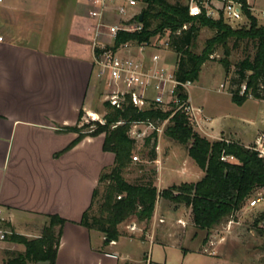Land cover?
<instances>
[{"label": "crops", "instance_id": "obj_1", "mask_svg": "<svg viewBox=\"0 0 264 264\" xmlns=\"http://www.w3.org/2000/svg\"><path fill=\"white\" fill-rule=\"evenodd\" d=\"M184 1L188 6L189 0ZM251 1L254 0H249V4ZM89 10L88 0H5L0 5V208L4 228L30 239L40 237L51 215L66 220L56 264H91L89 257L97 258L98 264H124L121 254L112 248L117 242L107 244L102 233L81 225L102 172L115 162L114 154L103 150L105 136L86 137L65 151L78 138L76 132L67 128L78 125L81 111H95L100 87L95 74ZM228 97L235 104L232 95ZM194 106L204 114L202 105ZM216 113L200 117L202 127L198 130L211 142L234 141L248 147L264 133L257 128L247 141L243 127L237 130L229 120L222 122L228 116L225 109ZM214 115H220L219 120H214ZM237 119L242 124L256 125L244 116ZM228 133L235 135L227 137ZM174 144L171 139L159 140V192L197 183L204 177L188 153L179 155L176 148L172 149ZM174 173L193 180L160 187L168 180L167 175ZM165 212H172L177 222H183L184 236L198 230L191 208L173 205L160 196L153 217L154 236L159 234L157 225ZM212 231H205L201 239L204 248ZM11 234L0 240V264L14 253L25 252L23 245L8 240ZM154 236L144 242L155 243ZM227 236H223V242L216 241L215 247L224 252V258L218 253H208L210 256L226 258L230 251ZM161 241L160 238L157 242Z\"/></svg>", "mask_w": 264, "mask_h": 264}, {"label": "trees", "instance_id": "obj_2", "mask_svg": "<svg viewBox=\"0 0 264 264\" xmlns=\"http://www.w3.org/2000/svg\"><path fill=\"white\" fill-rule=\"evenodd\" d=\"M249 25L233 28L222 17L212 20L206 16L191 17L188 6L180 1L171 3L169 0H146L144 10V28L140 33L123 34L116 42L117 45L129 40L139 43L150 41L151 38L164 37L169 34V48L177 54L176 77L180 82H196L203 66L211 61L212 55L223 47L224 58L219 62L229 75L232 64L230 43L236 49L241 43L247 42L255 47L254 56L247 55L238 63L236 77L232 79L229 93L235 104L242 106L250 98L264 101V26H260L252 13L247 0H237ZM189 25L184 30L183 26ZM207 27L215 31V35L207 40L204 51L198 55L191 50L196 44L201 29ZM233 86L236 89H233ZM246 91L242 94V88ZM182 98L187 95L179 88ZM109 113L106 125L97 123V128L91 133H85L82 128L75 126L67 128L78 134V138L65 151L74 148L86 137H98L105 134L103 150L114 154L115 162L110 170L102 172L99 185L95 189L89 209L84 213L81 225L89 230L98 231L110 241L118 242L122 235L119 227L135 217L139 223H145L146 229L151 226L158 198L161 196L175 204H184L191 208L193 223L196 228L211 231L225 219L235 216L245 207L246 201L255 191L264 189V158L249 147L234 141L226 140L211 142L194 131L188 115L182 112L174 114L175 108L163 110L161 108L148 111H138L128 105L125 110H117L105 103ZM80 113L79 122L83 116ZM166 136L182 145L188 146L190 158L204 172V177L197 183H184L159 192L155 178L144 175L137 182H128L124 178L125 171L133 163L136 141L129 136L130 123L151 120L163 122L169 119ZM125 122L112 128L116 122ZM158 136L152 134L145 138L140 152L142 160L155 162L157 160ZM223 155L235 157V162H223ZM141 171L144 168L140 169ZM101 186L104 187L100 197ZM98 198V213L94 207ZM66 220L58 215H51L49 223L44 226L40 237L29 239L12 232L8 240L25 247V252L14 253L8 257L5 264H39L48 262L56 264L57 253L62 237V228ZM256 224L263 225L264 212L256 220ZM146 241L145 239H141Z\"/></svg>", "mask_w": 264, "mask_h": 264}, {"label": "rangeland", "instance_id": "obj_3", "mask_svg": "<svg viewBox=\"0 0 264 264\" xmlns=\"http://www.w3.org/2000/svg\"><path fill=\"white\" fill-rule=\"evenodd\" d=\"M169 1L174 4L177 0ZM181 1L185 3L184 0ZM247 1L249 4V0ZM249 5L252 8V13L257 18L259 25L264 26V0H254L251 1ZM248 25L249 21L246 17H244L243 20L237 24H231V26L235 29ZM214 35V30L203 27L196 44L191 51L200 55L206 47L207 40L211 39ZM168 37L169 34H166L161 38L157 37L159 39L157 47L162 50V54L167 57V62L169 64L172 66H177V54L171 51L170 48H165L163 45L165 41H168ZM233 45V42H231L230 47L232 52L229 60L232 64V67L229 75L226 73L223 65L219 62L225 56L224 49L223 47H218V49L212 55V59L214 60L207 62L203 66L199 80L196 82V87L193 85L190 88V97L194 105H202L205 108L204 114L200 115L202 119L207 117L209 113H213L215 111L218 113L219 109H225V114H228V116H226L224 120L222 119V122L229 120L230 125L234 126L235 128L238 127L237 130L242 129L243 127L242 130L245 134V140L248 141V139H251V137L255 134L257 128H259L261 131H264V101L250 98L252 100H248L243 107H239L233 104L229 99V87L231 85L232 79L236 77V65L243 61L247 55L253 57L255 54V47L251 43L248 45L247 42H243L236 49L233 48ZM222 85L224 87H222ZM233 89H236V87L233 86ZM104 92L105 91L102 86L97 88L94 106L95 111H93L94 113L98 114L100 119H104L109 113L108 107L105 105L103 97ZM219 116L214 115V120H219ZM239 116H244L252 121H255L256 125H253L251 122L244 124L240 123V121L237 119ZM97 123H99L97 118H92L90 115L84 112L80 122L78 123V127L82 128L85 133H91L97 128ZM192 123L194 131L202 136L200 133L201 131L198 130L200 129L199 126H196L194 122ZM168 125H165L164 132L159 135L158 147L160 139H170L165 134ZM200 127H202L201 124ZM112 128L114 127L112 126ZM231 134L235 135V133H228L226 136L230 137ZM102 135L105 136V134ZM149 135H151V132L147 131L143 137H147ZM129 136L133 138L130 131ZM260 136H264V133H261ZM237 140H240L239 137ZM174 143L175 146H171L172 149L176 148L179 155L183 154L186 156L188 153V146L182 145L176 141H174ZM136 145L133 163L124 173V178L128 182L132 183L141 180L144 175L152 177L154 170L157 171L158 175V165L156 164V161L153 163L142 160L140 152L144 146V139L136 141ZM254 145L255 143L249 145L248 147H254ZM176 163L177 161H175L173 165L175 168ZM141 168H144V170L141 171ZM107 170H110V168ZM167 177L168 180H166L164 183H160V187L161 184L163 187H165L171 183H181L182 181L193 180L191 178L186 179L181 177L176 173L167 175ZM157 182L158 177L156 176L155 184H157ZM103 192L104 187L101 186L100 197H102ZM258 196H261L263 201L251 209L249 207L250 200ZM99 201L100 198H98L94 207L93 212L95 214L98 213ZM174 204L175 203H173V205ZM263 212L264 189H258L255 191V194L246 201L245 207L239 211L238 216L235 215L225 219L219 226H216L213 231L210 232V234H208V239H210V242L205 248L202 246L201 239L206 234V232L201 229H196L194 233L191 232V234L184 236L185 227L183 222H177L176 215L172 212L164 213V217L160 219L157 225L159 228V234H156L155 236L153 233V220L151 226L147 230L145 223H139L136 218L133 217L128 222L122 224L119 229L122 235L137 238L129 239L121 237L112 248L121 254V263L124 264H264V232L261 231V227H263V225L256 224V220ZM130 226H135V231L129 230ZM189 227L190 226L186 225V228ZM196 233L198 234L197 238L195 237ZM225 235H228L227 240L230 243V251L228 253L229 255L227 254L224 260L219 257L210 256L208 253H218L217 256L222 254L224 258V252H220L218 249L216 250L215 247L216 241H225L223 237ZM151 236H154V241H156L155 243H145L141 240L145 239L147 241ZM160 238L162 241L157 242L160 241ZM110 255L117 258V255L115 254ZM125 257L126 259H123ZM89 258L91 264H98L97 258ZM151 260L153 263H151ZM117 262L118 261H115V264H117Z\"/></svg>", "mask_w": 264, "mask_h": 264}, {"label": "built area", "instance_id": "obj_4", "mask_svg": "<svg viewBox=\"0 0 264 264\" xmlns=\"http://www.w3.org/2000/svg\"><path fill=\"white\" fill-rule=\"evenodd\" d=\"M90 5L89 17L93 21L90 32L93 36L94 67L96 79L104 88V101L117 110H125L128 105L138 111H148L161 108L170 110L175 108L174 114L182 112L188 115L190 122L200 127L202 110L191 102L190 88L193 82H180L176 77V66L167 62V57L157 47L159 39L153 37L150 41L139 43L129 40L120 45L116 42L123 34L140 33L144 24L139 20L147 7L146 0H88ZM5 0H0L3 5ZM189 15L191 17L206 16L212 20L222 17L230 25L239 23L245 17L242 6L237 0H189ZM189 25L183 26L188 29ZM3 38L0 37V41ZM165 48L169 49V41H165ZM222 87H224L222 85ZM179 88L184 89L187 97L182 98ZM246 86L242 88V94ZM92 118H97L101 125H106V118L90 112ZM169 119L163 122L151 120L131 122L130 133L135 141L145 140L148 132L159 135L164 132ZM125 122H116L113 127ZM193 125V123H192ZM195 126V127H196ZM229 142V141H227ZM264 158V136L257 138L254 147H249ZM223 162H235V157L223 155ZM263 201L258 196L249 202L254 208ZM3 211L0 208V240H5L10 231L4 228ZM135 226L129 230L135 231Z\"/></svg>", "mask_w": 264, "mask_h": 264}, {"label": "water", "instance_id": "obj_5", "mask_svg": "<svg viewBox=\"0 0 264 264\" xmlns=\"http://www.w3.org/2000/svg\"><path fill=\"white\" fill-rule=\"evenodd\" d=\"M139 20L140 21H143L144 20V12L140 15L139 17ZM110 243H114V241H110ZM39 264H49L48 262H40Z\"/></svg>", "mask_w": 264, "mask_h": 264}]
</instances>
